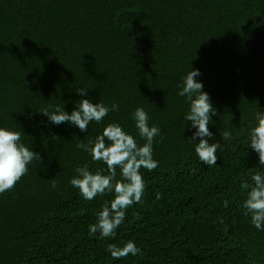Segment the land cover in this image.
I'll return each mask as SVG.
<instances>
[{"label":"trees","instance_id":"obj_1","mask_svg":"<svg viewBox=\"0 0 264 264\" xmlns=\"http://www.w3.org/2000/svg\"><path fill=\"white\" fill-rule=\"evenodd\" d=\"M191 69L216 113L205 138L222 146L213 166L188 142L196 130L178 93ZM81 99L118 110L85 132L42 115L56 107L70 115ZM137 108L160 129L158 167L140 169L141 201L102 238L89 226L114 193L86 200L70 181L77 167L108 174L107 166L77 145L115 123L142 146ZM258 111L264 0H0V128L42 157L0 193V264H264V230L245 214L241 188L264 175L250 148ZM128 241L141 252L113 259L108 246Z\"/></svg>","mask_w":264,"mask_h":264},{"label":"clouds","instance_id":"obj_2","mask_svg":"<svg viewBox=\"0 0 264 264\" xmlns=\"http://www.w3.org/2000/svg\"><path fill=\"white\" fill-rule=\"evenodd\" d=\"M200 75L199 70L191 69L183 78L179 86L182 90L178 95L186 97L190 102V111L185 119L190 121L196 130L188 142L194 145L201 163L213 166L217 163V150L222 146L219 143L210 144L208 139H205L212 138L213 134L208 125L211 116L216 113L208 93L202 91L203 84L195 79ZM79 95L87 96V91L81 89ZM110 110L117 111L118 105L112 104L109 109L102 102L94 104L89 99H81L70 115L59 107L52 113L43 109L42 115L53 125L67 122L85 132L90 122H101ZM132 115L139 136L145 140L142 146L115 123L107 125L95 140H89L87 144L82 141L77 145L83 151L89 152L93 161H103L107 166L108 174H104L103 169H98L93 174L87 165L77 167L76 175L70 181L86 200H92L105 192L114 193V199L97 213V222L89 226L91 234L99 232L102 238L115 236L116 229L125 219L127 208L141 201L145 185L140 169L152 171L158 167V162L153 159V140L160 135V129L149 126L148 114L143 108L135 109ZM256 122V126L250 131V148L257 153L259 165L264 166V111L257 112ZM222 135L224 139L230 137L228 132ZM197 138L199 142L193 143ZM20 141L19 132L0 128V193L11 190L28 172L31 162H42L38 153L29 150ZM117 167L121 169L122 178L119 180L116 179ZM251 179L252 185L241 183V188L247 191L242 207L245 214L250 215L252 225L258 230H264V175L254 174ZM227 204L225 201L224 206L227 207ZM107 251L116 260L129 254L136 256L141 252L132 241L126 242L122 247L110 244Z\"/></svg>","mask_w":264,"mask_h":264}]
</instances>
